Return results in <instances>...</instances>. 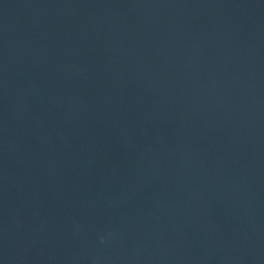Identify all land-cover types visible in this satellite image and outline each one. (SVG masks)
<instances>
[{
	"label": "water",
	"instance_id": "obj_1",
	"mask_svg": "<svg viewBox=\"0 0 264 264\" xmlns=\"http://www.w3.org/2000/svg\"><path fill=\"white\" fill-rule=\"evenodd\" d=\"M0 71L136 264H264V0H0Z\"/></svg>",
	"mask_w": 264,
	"mask_h": 264
}]
</instances>
